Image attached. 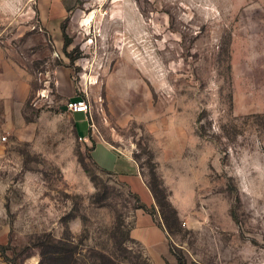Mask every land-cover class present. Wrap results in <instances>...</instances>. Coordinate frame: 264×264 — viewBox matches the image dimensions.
<instances>
[{"label": "rangeland", "instance_id": "rangeland-1", "mask_svg": "<svg viewBox=\"0 0 264 264\" xmlns=\"http://www.w3.org/2000/svg\"><path fill=\"white\" fill-rule=\"evenodd\" d=\"M0 46L31 83L24 119L0 102V244L13 262L154 264L130 237V185L93 158L105 139L134 151L147 184L160 158L172 167L173 189L156 184L161 264H264V0H0ZM80 97L89 140L62 108Z\"/></svg>", "mask_w": 264, "mask_h": 264}, {"label": "crops", "instance_id": "crops-1", "mask_svg": "<svg viewBox=\"0 0 264 264\" xmlns=\"http://www.w3.org/2000/svg\"><path fill=\"white\" fill-rule=\"evenodd\" d=\"M7 52L0 46V102H10L17 104L18 117L24 119L23 106L28 99L31 92V83L28 78L23 75V71L16 69L14 73H9L10 63L6 59ZM16 67V66H14ZM71 80V71L64 67L56 72V86L57 89L68 87ZM84 114V117L77 116V114ZM76 121L79 134L86 140L90 139L91 123L89 125V133L82 132L79 125V120L89 119L88 115L83 112L73 113ZM90 121V119H89ZM181 151V150H180ZM134 151L129 146H113L107 140H96L92 155L97 164L113 173L118 174L128 184L132 192L138 194L141 201L147 206L156 205V199L145 180L143 167L134 159ZM172 158L173 156L170 155ZM159 159V157H158ZM168 160V158H165ZM171 161V160H170ZM176 164L183 163L182 155L172 159ZM172 168V167H171ZM168 162L159 159L158 170L164 181V184L170 189L175 186V176H173ZM173 189V188H172ZM171 202L177 207L180 215L182 209L177 205L176 195L171 194ZM161 219L157 216H152L144 209H136L133 226L130 230V237L142 245L154 264H161L163 256L168 255V239L167 234L160 224ZM0 264H9L5 260L0 259Z\"/></svg>", "mask_w": 264, "mask_h": 264}, {"label": "trees", "instance_id": "trees-1", "mask_svg": "<svg viewBox=\"0 0 264 264\" xmlns=\"http://www.w3.org/2000/svg\"><path fill=\"white\" fill-rule=\"evenodd\" d=\"M104 170L107 171V172L113 173V172L108 171L106 169H104ZM155 171H156L155 168H154V170L151 171V177L154 179V182H150V184H148V185H149V187H150V189H151V191H152L155 199L157 200V202H159L158 188H157L156 184H160L164 188V183H163L162 179L160 177H158V175H157V173ZM129 194L135 199V202H136L135 208L136 209H139V208L140 209H144L145 211H147L148 213H150L152 216H155L156 215L155 214V206L154 205H152L151 207L147 206L146 204H144L141 201V199L138 196V194H136V193H134L132 191H129ZM167 204L171 207V209H172L175 217L178 218V216H179L178 210L172 205V203L170 201ZM167 204H164V205H167ZM161 205H163V204H161ZM161 218H163L162 221H164V224L167 225L168 218H167L165 212H163V216L161 215ZM160 223H161L160 225L162 227H164L163 222H160ZM5 249H6L5 246H3V245L0 244V253H1V256L4 257V260L6 262H10L12 264H16L15 262H13L12 258H9L6 255Z\"/></svg>", "mask_w": 264, "mask_h": 264}, {"label": "built area", "instance_id": "built-area-1", "mask_svg": "<svg viewBox=\"0 0 264 264\" xmlns=\"http://www.w3.org/2000/svg\"><path fill=\"white\" fill-rule=\"evenodd\" d=\"M83 91H85V90H83ZM66 106H67V109L73 113L83 112L86 115H88V117H90L92 104L90 101H88L84 97H80V98H76V99H70L67 101ZM91 127H93L92 124H91ZM82 138H84V137H82Z\"/></svg>", "mask_w": 264, "mask_h": 264}, {"label": "water", "instance_id": "water-1", "mask_svg": "<svg viewBox=\"0 0 264 264\" xmlns=\"http://www.w3.org/2000/svg\"><path fill=\"white\" fill-rule=\"evenodd\" d=\"M62 108H63L64 110H67V106H66V105H63Z\"/></svg>", "mask_w": 264, "mask_h": 264}]
</instances>
